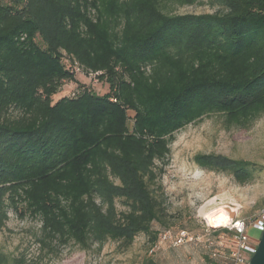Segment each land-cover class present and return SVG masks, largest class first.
<instances>
[{
  "label": "trees",
  "instance_id": "obj_1",
  "mask_svg": "<svg viewBox=\"0 0 264 264\" xmlns=\"http://www.w3.org/2000/svg\"><path fill=\"white\" fill-rule=\"evenodd\" d=\"M193 6L210 12L176 13ZM75 67L107 93L80 86L53 102ZM262 114L264 0H0V227L9 211L39 221V252L154 244L174 135L210 115L249 128ZM192 161L239 184L257 171L213 153Z\"/></svg>",
  "mask_w": 264,
  "mask_h": 264
},
{
  "label": "rangeland",
  "instance_id": "obj_2",
  "mask_svg": "<svg viewBox=\"0 0 264 264\" xmlns=\"http://www.w3.org/2000/svg\"><path fill=\"white\" fill-rule=\"evenodd\" d=\"M204 12L210 10L202 6L176 10L178 14ZM75 78V82L63 83L52 97L53 102L62 97H74L82 87L97 95L108 91L107 83L94 76L79 72L75 73ZM128 114L133 115L132 112ZM128 124L131 127L130 121ZM198 153L249 161L257 171L252 180L239 184L227 174L195 166L192 159ZM158 184L161 188L159 194L165 200V224L153 223L152 230L157 236L164 230L174 234L186 230L191 237L192 234L195 236L188 245L172 247L165 242L156 249L154 245L158 237L151 245L149 237L140 234L127 249L114 241H107L102 247L91 245L87 249L69 244L53 256L48 249L38 250L35 235L39 233L40 222L29 217L19 219L9 211L8 220L0 227V253L23 257L27 261L38 259L39 264H145L147 259L154 264H202V236L207 230H213V226L203 220L207 212L222 208L230 213V220L249 221L264 204V114L249 128H226L219 115H210L184 127L174 135L167 165ZM115 205L118 212L127 210L120 200ZM248 236L258 240L261 232L250 228Z\"/></svg>",
  "mask_w": 264,
  "mask_h": 264
},
{
  "label": "built area",
  "instance_id": "obj_3",
  "mask_svg": "<svg viewBox=\"0 0 264 264\" xmlns=\"http://www.w3.org/2000/svg\"><path fill=\"white\" fill-rule=\"evenodd\" d=\"M79 72L80 69L75 67V73ZM250 228L261 233L264 231V204L249 221L230 220L223 227L207 230L202 236L204 238L202 264H250L259 240H253L248 236ZM157 237L158 240L154 245L156 249L165 242L172 247L188 245L194 241L195 236L192 234L191 237L186 230H180L175 234L164 230Z\"/></svg>",
  "mask_w": 264,
  "mask_h": 264
},
{
  "label": "bare ground",
  "instance_id": "obj_4",
  "mask_svg": "<svg viewBox=\"0 0 264 264\" xmlns=\"http://www.w3.org/2000/svg\"><path fill=\"white\" fill-rule=\"evenodd\" d=\"M230 219V213H227L222 208L211 210L203 216V220L209 226H213V228L225 226L228 222H230Z\"/></svg>",
  "mask_w": 264,
  "mask_h": 264
},
{
  "label": "water",
  "instance_id": "obj_5",
  "mask_svg": "<svg viewBox=\"0 0 264 264\" xmlns=\"http://www.w3.org/2000/svg\"><path fill=\"white\" fill-rule=\"evenodd\" d=\"M250 264H264V231L258 240L257 249L250 260Z\"/></svg>",
  "mask_w": 264,
  "mask_h": 264
}]
</instances>
